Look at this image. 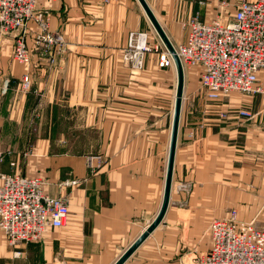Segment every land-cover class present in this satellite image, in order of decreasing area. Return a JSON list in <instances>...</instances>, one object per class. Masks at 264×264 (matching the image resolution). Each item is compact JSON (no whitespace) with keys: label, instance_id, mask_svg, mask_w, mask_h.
Masks as SVG:
<instances>
[{"label":"crops","instance_id":"0c3cea01","mask_svg":"<svg viewBox=\"0 0 264 264\" xmlns=\"http://www.w3.org/2000/svg\"><path fill=\"white\" fill-rule=\"evenodd\" d=\"M150 7L172 45L183 43L185 30L164 7ZM36 11L63 51L50 63L34 50L20 65L16 32L0 29V175L44 179L46 195L66 193L68 218L37 242L12 246L0 231V264H114L162 203L176 73L159 67L166 50L136 0H38ZM37 33L30 22L28 45ZM138 33L150 48L139 69L127 54ZM187 72L182 101L198 82L197 68ZM259 80L264 86L263 71ZM91 153L105 161L95 175L86 165ZM69 181L77 184L60 188ZM185 210L192 226L179 219ZM232 210L264 224V101L234 93L196 114L182 103L168 209L124 264H195L210 246L211 220Z\"/></svg>","mask_w":264,"mask_h":264},{"label":"built area","instance_id":"2783aa9c","mask_svg":"<svg viewBox=\"0 0 264 264\" xmlns=\"http://www.w3.org/2000/svg\"><path fill=\"white\" fill-rule=\"evenodd\" d=\"M213 1L200 0L198 4L206 8L217 3ZM36 2L0 0V29L24 32L34 22L38 30L34 49L53 63L54 55L61 50V41L49 31L46 15L36 12ZM218 3L220 10L235 8L227 21L218 10L210 19L203 18L206 14L202 12L189 15L182 22L186 36L174 48L183 70L197 68L199 87L209 101H219L234 93L251 98L259 96L264 101V86L259 80V73L264 72V0H219ZM132 38L130 35L129 47ZM139 42L132 46L134 50L128 56L138 69L142 67L143 55L150 51L147 43L140 46ZM29 51L25 41L17 39L13 47L14 61L27 65ZM158 65L173 66L167 52L161 53ZM22 89H29L27 76L22 78ZM235 113L245 119L252 117L247 109H237ZM88 166L94 169L92 159H88ZM44 184L40 177L17 173L0 175V231L8 244L40 241L46 231L66 224L67 195L48 196L44 193ZM61 187L66 185L62 183ZM208 235L210 246L196 258L195 264H264V224L258 227L254 222L240 220L232 210L227 217L210 222Z\"/></svg>","mask_w":264,"mask_h":264},{"label":"rangeland","instance_id":"374dc122","mask_svg":"<svg viewBox=\"0 0 264 264\" xmlns=\"http://www.w3.org/2000/svg\"><path fill=\"white\" fill-rule=\"evenodd\" d=\"M146 1H147L149 6L153 5V7L154 6H162V7H164L163 16H165L166 13L170 14V17L168 19H170V21L173 22V23L179 24L181 29H182V27H181V19L184 18L182 16H186V18H187V17H189V14L190 15H194L196 13L197 14H199V13L201 14L203 12V15L206 14V16H204V17L202 16V17L206 18V19H210L212 13H214L215 11L219 10L220 13L223 14V18L222 19H224V21L225 20L227 21L228 18L231 16V14H233V12L235 11V8H227V9L220 10L219 9V3H218L219 0H214L213 2H217V3L216 4H211V6H208L206 8H204V7H202V6H200L198 4V1H200V0H146ZM37 4H38V0L36 2V6H37ZM186 18H184V20ZM26 31L27 30H24V32L16 33L17 36L15 37V42L19 38H22L25 41L28 50H30L29 51V63H30L31 62V54L35 50L34 49L35 45L32 43V46H30L26 42V38H25ZM8 32L14 33L15 31H8ZM139 34L143 35V33L131 34L133 36V38H132V46L133 47L135 45H137L138 42H139V38H138ZM59 39L61 41L60 37H59ZM34 41H35V39H34ZM132 46L130 45V47H128V49H129L128 53H127L128 55H130V53L133 52V50H134ZM177 46L178 45H176L174 47H177ZM131 47H132V49H130ZM35 51H39V50H35ZM61 51H63L62 41H61V50L59 52H57V53L59 54V53H61ZM40 58H44V57H40ZM29 63L27 65H29ZM158 63H159V57H158ZM133 66L135 67L134 61H133ZM166 68H171V67H166ZM187 76H188V72L186 71V72H184L185 81H187L186 80ZM27 78H28L29 85H30L29 77L27 76ZM197 83L198 82H195L194 85H192V88H191L192 92L189 90V88L186 90V93H185L186 97H184V100L182 101L183 107L185 109V113L187 112V113H190V114L191 113L196 114V113H200L202 109L206 110L207 112H210L211 109H212V106H215L216 103L218 102V101H209L204 96L203 91L201 89H199L200 87L197 86ZM187 98H190V100L187 101L188 100ZM197 102H200L204 107L201 108V106L199 104L197 105ZM88 159H92V167L95 166L94 169H92V168H90V166H88ZM104 162H105L104 158L99 153L87 154L86 155V165H87V170H88L89 175H95L98 172V170L104 165ZM70 182H76L75 184H77V181L64 182V184L67 187H71L73 185H70L69 184ZM180 189L181 190L182 189L183 190H187V188H185V187L184 188H180ZM59 191H60V188H59ZM59 194H66V193L60 192ZM183 204H184V202L181 201L179 203V207L183 208ZM176 208H177V205H176ZM179 210H183V209H179ZM179 219L182 220V222L185 223V225H191L192 226V224H193L191 222L192 220L188 217V213H187L186 210L183 211V214L180 215ZM187 227H188L187 229H190L189 226H187ZM208 228H209V226H208ZM169 229H174V227L170 226Z\"/></svg>","mask_w":264,"mask_h":264},{"label":"water","instance_id":"95a60500","mask_svg":"<svg viewBox=\"0 0 264 264\" xmlns=\"http://www.w3.org/2000/svg\"><path fill=\"white\" fill-rule=\"evenodd\" d=\"M136 1L138 2L141 10L143 11L145 17L149 21L156 35L162 42L166 52L170 55L172 59L173 67L176 73V88H175L174 105H173V113H172L168 162H167L166 177H165V183H164L163 198H162L160 209L157 215L155 216V218L153 219V221L137 237V239L122 253V255L115 261L114 264H124L126 260L130 258V256L136 251V249L161 224L166 214V211L168 209L169 201H170L171 186H172V170H173V164H174V155H175V150H176L178 128H179L181 106H182L184 84H185L184 70L176 54L175 48L170 42L161 24L157 20L154 12L150 8L146 0H136Z\"/></svg>","mask_w":264,"mask_h":264},{"label":"bare ground","instance_id":"6f19581e","mask_svg":"<svg viewBox=\"0 0 264 264\" xmlns=\"http://www.w3.org/2000/svg\"><path fill=\"white\" fill-rule=\"evenodd\" d=\"M145 35V34H144ZM144 35H142L141 37H140V42H139V45L140 46H142V45H145L146 46V42H147V37H146V35L144 36ZM129 44V43H128ZM149 47V46H148ZM210 226V225H209Z\"/></svg>","mask_w":264,"mask_h":264}]
</instances>
